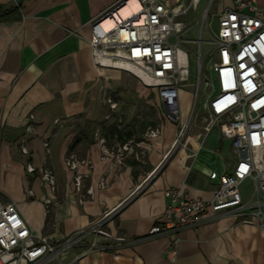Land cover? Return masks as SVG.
I'll list each match as a JSON object with an SVG mask.
<instances>
[{"label": "crops", "instance_id": "1", "mask_svg": "<svg viewBox=\"0 0 264 264\" xmlns=\"http://www.w3.org/2000/svg\"><path fill=\"white\" fill-rule=\"evenodd\" d=\"M116 1L0 0V11L20 2L19 11L0 19V202L13 201L27 224L51 239L88 227L104 210L115 208L105 228L113 237L122 236L124 240L97 236L96 243L109 247L84 254L85 245L73 247L60 255L64 264H264V227L255 221L244 222L243 218L249 216L239 213H224L196 229L181 230L174 262L166 256L170 244L167 237L143 238L163 218L165 187L181 186L189 194L207 199L217 183L207 175L215 170L213 162L208 169L202 168L195 158L197 150L194 157L191 155L189 169V146L195 150L189 131L184 134V148L167 159L178 126L164 118L154 94L140 83L136 88L147 91L159 108L155 118L164 119L160 133L142 138L136 134L146 123H140L139 129L133 122L124 124L125 111L118 109L114 96L127 74L113 69L107 78L99 75L87 42L91 18ZM104 95L116 103L109 119L105 118L110 109ZM121 113L123 130L133 127L139 138L127 141L139 144L135 143L137 149L125 152L122 164H114V155L101 150L94 132L100 128L108 148L119 143L111 141L105 130ZM29 114H33L32 120ZM159 120L149 125L155 126ZM28 121L33 126L31 132L25 130ZM214 128L218 127L204 133V139ZM23 136L28 137L30 162L35 168L31 174L25 170L27 156L19 152ZM44 141L48 142L47 149ZM68 154L91 161L90 167H79L87 174L84 190L92 189L82 203L72 193L71 171L64 162ZM230 159L222 172H230L236 161L232 146ZM140 164L146 169L135 171V165ZM44 166L55 175L54 192L40 179L39 170ZM139 184L142 190H135ZM240 191L243 199H250V194ZM45 197L50 199L48 204ZM92 239L91 234L84 238L85 242Z\"/></svg>", "mask_w": 264, "mask_h": 264}, {"label": "built area", "instance_id": "2", "mask_svg": "<svg viewBox=\"0 0 264 264\" xmlns=\"http://www.w3.org/2000/svg\"><path fill=\"white\" fill-rule=\"evenodd\" d=\"M128 0H118L89 21L90 35L87 40L91 60L97 73L109 77L110 69L122 71L134 77L143 87L149 89L163 108V116L173 123L180 122V84L188 80L189 54L196 60L197 77L193 107L196 105L203 83L207 91L203 94L202 117L204 133L217 126L222 137L231 141L236 161L230 172L218 173L210 170V179L217 180L209 198L189 194L181 186L168 185L163 189L166 205L161 221L152 225L143 238L165 236L170 240L167 258L174 262L177 258V246L180 231L186 228L196 229L200 224L224 213L248 215L244 222H256L264 227V0H231V3L217 11V30L207 42L210 47L202 54L201 35L207 28L205 23L199 37L194 40L196 49L185 47L182 33L185 22L181 19L195 8L200 0H136L139 8L126 17L118 16L111 27H105L107 19H113L119 9ZM212 0L202 14L208 18ZM207 72H202L204 55ZM108 72V75L104 72ZM104 101L110 111L105 115L111 118L116 103L109 95ZM123 114H119L116 130H123ZM30 120L33 114H29ZM160 125L147 126L146 137H156ZM32 123L25 125L31 132ZM186 132L182 125L175 132L172 146L180 142ZM94 135L99 139L101 150L114 154V164H122L125 152L131 151L129 140L116 144V153L108 148L105 138L100 136V128ZM116 134H114V137ZM28 137L19 140V152L27 156L25 170L35 171L30 162L31 152L27 147ZM139 144L138 142H135ZM43 145L48 148V142ZM170 152V150H169ZM65 165L71 171L73 194L79 203L85 195L92 193L91 188L84 190L85 173L80 166H91L89 159L77 158L74 154L65 157ZM41 181L50 191L56 188L53 170L44 166L39 170ZM245 180L252 184L250 199H243L240 185ZM101 179L100 185H104ZM141 184L135 190H142ZM29 195L32 191L28 190ZM48 204L50 199L45 197ZM121 204V203H120ZM116 212L115 208L104 210L102 215L88 227L76 229L59 239L34 231L21 216L13 201L0 202V264H45L56 260L69 249L85 245L82 254L89 251L106 249L107 243H96V237L123 241L124 237H113L105 228V222ZM93 239L85 242L86 235Z\"/></svg>", "mask_w": 264, "mask_h": 264}, {"label": "rangeland", "instance_id": "3", "mask_svg": "<svg viewBox=\"0 0 264 264\" xmlns=\"http://www.w3.org/2000/svg\"><path fill=\"white\" fill-rule=\"evenodd\" d=\"M184 1L187 2V0ZM208 1L209 0H200L195 8H193L192 10L190 9L186 15L181 17V19L185 22V31L184 33H182L181 36L183 39H185V47L191 50L196 49V44L194 43V40L199 37L200 30L203 27L202 23L206 24L207 28H204L202 30L201 35L202 39L205 41L202 44V54L209 49L210 43H208L207 41L210 40L211 37L214 36V34L216 33L218 25L217 11L220 8L226 6L229 2V0H212L208 12V18H203L202 14L208 4ZM189 55L190 63L188 80L180 84L179 105L182 118L180 122L174 124L178 126L177 129H179L182 125H185L186 132L189 131V138L191 137L195 142V150H193V148L191 150V145L189 146V155L191 156L197 150L198 154L195 156V158L202 168L208 169L212 161L214 169L218 173H221L224 168V165L231 161V142L229 139L221 136L218 128H214L205 139L203 137L204 130L200 129V125L203 124L202 117L206 116L207 113L202 111V99L203 94L207 91V87L203 83H201L200 93L198 95L196 105L193 107V99L195 94L197 77V66L194 56L191 54ZM208 58L209 55H204L202 61L203 73L207 72L206 60ZM138 86L139 82L134 77L127 75L126 82L123 86L120 85L119 87H117L115 92L116 95L114 96L116 102H118V109L125 111L124 124H127L128 122H133V124L135 123L134 125H136V129H139L141 125L140 123H146L147 125H149L150 121L155 119L159 120L158 118H155L159 108L154 105L151 99V95L148 94L147 91L142 92L143 89L140 87V89H137L136 87ZM161 109L163 110L162 107ZM162 121H164L163 117H161L159 123L157 124L160 125ZM147 125L145 126L143 131L140 133L138 132L136 136H140L142 138L143 136L145 137L144 134ZM111 146V148H113V152L116 153V143L111 144ZM129 147L133 150L137 149V146L133 142L129 143ZM181 147L184 148V136L180 140V142L176 143L174 146H171L167 159H169L172 155L176 154L179 148ZM217 148H219V151H215ZM208 149L212 150L208 151ZM79 152L81 153L82 151ZM212 155H214V158L211 160ZM192 156L191 158H189V169L193 163ZM134 168L135 171L136 169L139 171H143L146 169L145 165L142 164H140L139 166L135 165ZM212 181L214 183H217V180L215 179ZM240 190H244L247 195H249L250 191L252 190V184L250 183V181L245 180L240 185Z\"/></svg>", "mask_w": 264, "mask_h": 264}, {"label": "trees", "instance_id": "4", "mask_svg": "<svg viewBox=\"0 0 264 264\" xmlns=\"http://www.w3.org/2000/svg\"><path fill=\"white\" fill-rule=\"evenodd\" d=\"M19 8H20V2L15 7L11 8V9H8L6 11H0V19L7 18L9 14H12V13L19 11ZM105 131H107V133H109V138L113 142L117 141L119 143H123V142H126L128 139L139 140V138H137L135 136L136 130L133 127H130L128 130L124 129L123 131H120V130H116L115 123L112 122L106 128ZM114 134H116L115 137H114Z\"/></svg>", "mask_w": 264, "mask_h": 264}, {"label": "bare ground", "instance_id": "5", "mask_svg": "<svg viewBox=\"0 0 264 264\" xmlns=\"http://www.w3.org/2000/svg\"><path fill=\"white\" fill-rule=\"evenodd\" d=\"M138 8H139V4H138V2L136 0H128L119 9V11L117 12V15L116 16L114 15V18L113 19H107V20H105V22H104L105 27H111L114 24V22H115V20H116V18L118 16H120V17H126V16L130 15V13L133 10H136ZM111 70H113V69H110V71ZM104 74L108 75V72L106 71V72H104Z\"/></svg>", "mask_w": 264, "mask_h": 264}, {"label": "water", "instance_id": "6", "mask_svg": "<svg viewBox=\"0 0 264 264\" xmlns=\"http://www.w3.org/2000/svg\"><path fill=\"white\" fill-rule=\"evenodd\" d=\"M213 158V157H212Z\"/></svg>", "mask_w": 264, "mask_h": 264}]
</instances>
